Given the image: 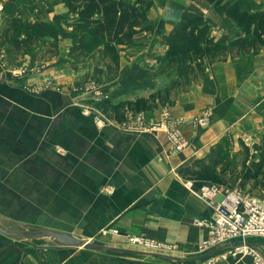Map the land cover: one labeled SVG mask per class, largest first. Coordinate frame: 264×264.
<instances>
[{"label":"crops","instance_id":"1","mask_svg":"<svg viewBox=\"0 0 264 264\" xmlns=\"http://www.w3.org/2000/svg\"><path fill=\"white\" fill-rule=\"evenodd\" d=\"M257 1L264 6V0ZM192 2L155 0L158 16L150 15L155 38L152 34L142 44L123 46L118 71L109 76L102 48L84 61L64 54L79 33L60 25L66 8L59 0L3 1V15L51 20L66 34L60 53L39 63L27 56L21 65L10 63L0 47V223L19 220L21 226L104 238L131 250L0 232V264H252L250 258L231 255L209 262L218 252L198 251L213 207L197 193L207 178L186 168L262 103L264 48L259 60L245 58L243 69L234 49L226 58H205L200 82L173 90L166 103L139 105L158 91L164 76L159 67L167 45L156 35L169 32ZM207 22L217 42L242 35L231 21L216 24L209 15ZM207 108L210 121L201 125L197 118ZM165 112L178 121L186 139L181 148L172 145L164 129L153 127ZM127 233H142L174 248L146 252L129 246Z\"/></svg>","mask_w":264,"mask_h":264},{"label":"trees","instance_id":"2","mask_svg":"<svg viewBox=\"0 0 264 264\" xmlns=\"http://www.w3.org/2000/svg\"><path fill=\"white\" fill-rule=\"evenodd\" d=\"M208 1L219 4L226 2ZM64 2L70 12L76 15L72 29L79 33V39L69 47L68 55L77 61L86 60L94 48L103 45L104 56L109 58L107 63L109 76L118 71L120 49L123 46L136 44L140 39L148 38L154 33V25L148 15L153 0H64ZM254 5V0H233L228 4L226 12L243 11L242 13L246 14L247 9ZM237 13L233 17L243 24L241 16H237ZM252 16L257 18L260 16L264 21V10L258 9ZM141 32H145L144 37L139 36ZM60 35V27L54 21L7 16L0 32V43L5 46L8 61L16 63L27 53H32V59L36 60L39 50L44 48V52L40 51L42 56L45 57L47 53L51 56L58 55ZM259 36L260 33L256 32L255 39ZM244 40L239 37L235 43L215 41L210 24L204 16L192 8H185L172 29L161 36V41L167 45V49L159 67L162 75L169 76L176 68L179 78L177 82H180L181 87L176 83L170 88L160 86L158 93L170 92L173 88L186 89L200 82L206 75L205 58H226L227 53L235 48L243 52L246 49ZM40 41L43 43L39 50L31 52ZM148 98L141 99L139 105H148ZM218 147L219 144L211 147L207 162L201 158L196 159L191 167L186 168V172L205 176L206 173L215 170L222 160ZM256 147L257 152L253 154V161L246 170L247 179L258 177L264 167V146L257 144Z\"/></svg>","mask_w":264,"mask_h":264},{"label":"rangeland","instance_id":"3","mask_svg":"<svg viewBox=\"0 0 264 264\" xmlns=\"http://www.w3.org/2000/svg\"><path fill=\"white\" fill-rule=\"evenodd\" d=\"M3 1L4 0H0V4L3 3ZM133 1H135V0H133ZM232 1L233 0H228L225 2V4L224 3L219 4V3H215V2H209L208 0H193V2L189 8H192L196 12L202 14V16H204L206 21H207V17L209 15H211V16L213 15V18H214L216 24H221V25L223 24V25L227 26L228 24H226V22L231 21L234 24V26H236L237 28H239L241 30L242 35L239 37H242L245 39L244 41L246 42V49L244 50L243 53H240L236 48L234 50L235 51L237 50V53L239 55H241L239 60H237V61L240 62L239 67H241V69H243L245 58H248L252 62H254L256 58L259 60V57H263V53H261V50L264 48V23H263L264 21L261 19L260 16L257 18V17H253L252 15L258 9L264 10V6H263V3L261 4V2L254 0L255 5L251 9H247L246 14L242 13L243 11H235L234 13L230 12L231 13L230 14L229 12H226V9H227L228 4L231 3ZM59 2L63 7L66 8L65 11L63 12V13H65V17L63 18V24H60V25L64 28L65 27H72L73 22L76 18V15L73 14L72 12H70V10L67 7L64 0H59ZM153 5L155 6V0H153V4L151 5L150 9L148 10V15H149L150 20H151V16H153V14L155 16H158V14H157L158 12L154 13L155 10L152 8ZM236 12H238L237 16H241V20L243 21V24H240L239 19H235L233 17V16H235ZM181 13H182V11H181ZM181 13L179 15V18L181 16ZM242 14H244V15H242ZM6 17L7 16L3 15V8H0V32L2 30V27L5 24V18ZM152 19H154V18L152 17ZM60 25H59V27L61 30V35H60V45H61L62 44L61 38L64 37V34H66V32H64L62 30ZM210 27H212L211 24H210ZM211 31H212V28H211ZM256 32L260 33V36L257 39H255L256 38L255 37ZM153 35H154L153 37L155 38L154 33H153ZM162 35L163 34H160L158 36L156 35V39L158 38L161 40ZM239 37L234 38L233 40H235V41L231 40L230 42L235 43L236 39H238ZM52 39L50 38V40H52ZM143 40H145V39H140L139 41H141V42H138V43L142 44ZM41 43H43V42L40 41L37 45H35L31 52L38 51ZM70 46H71V43L69 44L66 53H64L67 56V58H69V59L71 58L68 55V51H69ZM0 47L5 48V46L2 45L1 43H0ZM97 48L103 49V45L97 46L89 54H91ZM40 51L44 52L45 48L43 50L42 49L39 50L37 57H36V60L32 59V53L24 54L23 57L27 56V58H30L32 63H36V62L39 63V62H43V61H48L54 57V56H51L50 53H47L44 57V56H42ZM23 57L21 58V61L19 60L20 62H16L14 64L15 65H21L18 63L23 62ZM71 59H73V58H71ZM161 60H162L161 62H163V59H161ZM75 61H77V60H75ZM81 61H84V60H81ZM205 66L207 68L206 64H205ZM177 80H179L178 72L175 68L174 70L171 71L170 76L164 75L162 77V79H160V83L157 84V88H159L160 86H166V87L170 88V87H173L174 83H176L178 86H180V84H179L180 82H177ZM173 89L170 92H166V93H163V92L158 93L159 92V90H158L157 92H155V94H154L155 96L149 95L150 98L147 99V102L149 104H151V103H157V104L158 103H166L171 98V96L174 94ZM174 92H175V90H174ZM153 96H154V98H153ZM260 96H261V93L254 96L255 97L254 100L256 103L258 102V101H256V100H258L256 98H260ZM255 109L256 110L250 112L249 118H248V114H247V115H244L241 118L237 119L231 125V129L228 131V133L221 136L217 141H215L213 144H211L210 148L207 151L203 152L200 158L203 159L204 162H207L209 160V157H210L209 154L211 153V147L213 145L219 144L218 150L220 152L222 160H221L220 165L217 166L215 170L206 173L205 176H206L207 180L208 181H215V182H218V183L223 184V185L240 187L243 190L250 192L254 195L264 197V167H263V169L260 172V175L258 177L251 178V179H247L245 177L247 167L250 166L252 161H253V154L257 152V147H256L257 144L264 146V99L262 100V103H260L258 107H255ZM17 221L19 222V220H16L14 222H10V223L3 222L2 224L1 223L0 224L3 226L6 225L7 227L6 226L5 227L9 228V229H20V228L40 229V228H42V227L35 226L33 224H30V225L26 224V226L25 225L21 226V224L18 223ZM22 237L29 238L30 236H22ZM45 238H46V240H50L52 242H55L50 237H45ZM91 241L99 243V244H103V245H113V246L118 245V244L112 243L110 240H106L104 238L103 239L102 238H93V239H91ZM114 254H121V253L116 252ZM246 258H250V257H246Z\"/></svg>","mask_w":264,"mask_h":264},{"label":"built area","instance_id":"4","mask_svg":"<svg viewBox=\"0 0 264 264\" xmlns=\"http://www.w3.org/2000/svg\"><path fill=\"white\" fill-rule=\"evenodd\" d=\"M3 7L1 3L0 8ZM211 115L212 110L205 109L197 118L198 123L207 125ZM153 127L164 129L176 148L186 144L178 121L169 112H165ZM197 193L213 207V216L206 220L208 234L199 243L198 251L218 252L209 258V262H214L217 257L231 255L243 260L250 257L253 264H264V245L254 240H264V197L215 181H206ZM111 230L119 232L118 228ZM240 240L241 243L230 244ZM126 242L131 247L152 253H167L174 248L172 244L142 233H127Z\"/></svg>","mask_w":264,"mask_h":264},{"label":"water","instance_id":"5","mask_svg":"<svg viewBox=\"0 0 264 264\" xmlns=\"http://www.w3.org/2000/svg\"><path fill=\"white\" fill-rule=\"evenodd\" d=\"M0 232L10 235V236H45L50 237L58 244L74 245V246H90L94 248L114 250V251H129L131 249L113 246V245H103L86 239L79 234L70 233L65 230H57L52 228H40V229H30V228H20V229H9L0 224ZM242 241H233L230 244L241 243Z\"/></svg>","mask_w":264,"mask_h":264}]
</instances>
